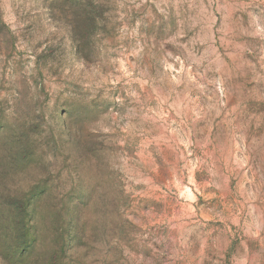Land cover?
I'll return each instance as SVG.
<instances>
[{
  "label": "rangeland",
  "instance_id": "rangeland-1",
  "mask_svg": "<svg viewBox=\"0 0 264 264\" xmlns=\"http://www.w3.org/2000/svg\"><path fill=\"white\" fill-rule=\"evenodd\" d=\"M0 264H264V0H0Z\"/></svg>",
  "mask_w": 264,
  "mask_h": 264
}]
</instances>
